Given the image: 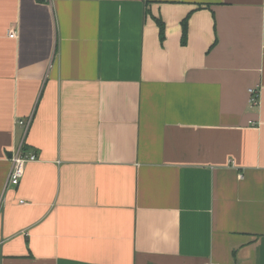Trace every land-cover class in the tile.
I'll return each instance as SVG.
<instances>
[{"label":"crops","instance_id":"obj_1","mask_svg":"<svg viewBox=\"0 0 264 264\" xmlns=\"http://www.w3.org/2000/svg\"><path fill=\"white\" fill-rule=\"evenodd\" d=\"M0 264H264V0H0Z\"/></svg>","mask_w":264,"mask_h":264},{"label":"built area","instance_id":"obj_2","mask_svg":"<svg viewBox=\"0 0 264 264\" xmlns=\"http://www.w3.org/2000/svg\"><path fill=\"white\" fill-rule=\"evenodd\" d=\"M8 37L13 38L14 33L10 32ZM249 93V104L250 106H256L258 104V91L256 88H250ZM18 124L22 125L23 121L19 120ZM36 156L32 153H26L21 148L18 149L15 153L10 155L11 169L8 175V184L16 186L19 183L20 178L24 172V165L27 162L35 161Z\"/></svg>","mask_w":264,"mask_h":264},{"label":"trees","instance_id":"obj_3","mask_svg":"<svg viewBox=\"0 0 264 264\" xmlns=\"http://www.w3.org/2000/svg\"><path fill=\"white\" fill-rule=\"evenodd\" d=\"M155 21L158 25V28H159V38L160 40L163 39L164 37V28H163V23L162 21L159 19V18H155ZM186 21H187V17H185L183 20H182V39L184 40L185 37H186Z\"/></svg>","mask_w":264,"mask_h":264}]
</instances>
